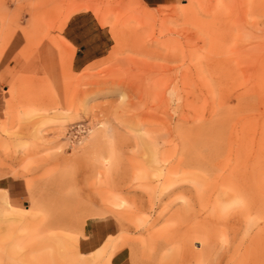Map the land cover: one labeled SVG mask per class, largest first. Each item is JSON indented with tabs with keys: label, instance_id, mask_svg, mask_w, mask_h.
Masks as SVG:
<instances>
[{
	"label": "rangeland",
	"instance_id": "1",
	"mask_svg": "<svg viewBox=\"0 0 264 264\" xmlns=\"http://www.w3.org/2000/svg\"><path fill=\"white\" fill-rule=\"evenodd\" d=\"M0 264H264V0H0Z\"/></svg>",
	"mask_w": 264,
	"mask_h": 264
},
{
	"label": "crops",
	"instance_id": "2",
	"mask_svg": "<svg viewBox=\"0 0 264 264\" xmlns=\"http://www.w3.org/2000/svg\"><path fill=\"white\" fill-rule=\"evenodd\" d=\"M91 14L94 17L81 11L72 14L61 30L66 47L73 52L71 66L77 71L101 59L111 46L110 35L107 29L102 27L106 23L101 22L95 13ZM112 35L117 43L116 35L113 32ZM2 189L11 194L12 189L8 184L3 185ZM5 200L9 204L8 199Z\"/></svg>",
	"mask_w": 264,
	"mask_h": 264
},
{
	"label": "bare ground",
	"instance_id": "3",
	"mask_svg": "<svg viewBox=\"0 0 264 264\" xmlns=\"http://www.w3.org/2000/svg\"><path fill=\"white\" fill-rule=\"evenodd\" d=\"M252 4V3H251Z\"/></svg>",
	"mask_w": 264,
	"mask_h": 264
}]
</instances>
